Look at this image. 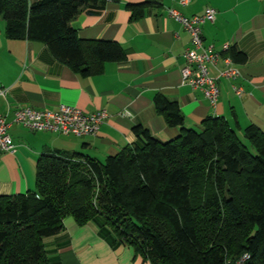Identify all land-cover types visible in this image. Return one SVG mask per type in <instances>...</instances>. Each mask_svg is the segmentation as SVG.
Instances as JSON below:
<instances>
[{"label": "trees", "instance_id": "obj_1", "mask_svg": "<svg viewBox=\"0 0 264 264\" xmlns=\"http://www.w3.org/2000/svg\"><path fill=\"white\" fill-rule=\"evenodd\" d=\"M108 1L118 0H0L4 34L42 41L72 70L97 73L124 51L79 38L72 22ZM150 3L127 4L132 19ZM224 54L236 63L246 57L231 45ZM154 104L180 127L177 137L160 142L135 125L133 143L104 162L75 152L38 156L34 188L0 196V264H50L43 239L66 216L79 224L101 217L150 264H227L243 253L245 264H264V132L250 124L241 138L222 116L186 128L176 101L157 94Z\"/></svg>", "mask_w": 264, "mask_h": 264}, {"label": "crops", "instance_id": "obj_2", "mask_svg": "<svg viewBox=\"0 0 264 264\" xmlns=\"http://www.w3.org/2000/svg\"><path fill=\"white\" fill-rule=\"evenodd\" d=\"M150 1L139 19H132L129 3ZM118 0L106 2L98 13L80 12L73 19L77 36L112 40L124 51L119 61H107L93 74L72 70L59 61L42 41L12 39L4 34L0 17V116L12 120L20 107L55 109L66 104L108 116L94 135H62L31 130L12 122L8 133L13 152L0 153V196L22 194L34 188L36 161L45 151L79 153L104 162L135 140L132 128L141 125L160 142L177 137L179 126L168 125L154 104L159 94L176 101L183 126L199 130L207 116H222L243 137V129L256 125L264 132V9L263 0ZM215 8L212 22L202 24L205 45L224 53L229 42L245 59L235 62L240 74L220 78L213 107L200 90L181 82L183 51L191 47L187 30L168 14L174 8L187 17ZM214 73V70H210ZM234 86L241 88L235 92ZM127 110L130 115L120 112ZM64 228L45 237L50 264H150L120 241L101 217L77 223L63 219Z\"/></svg>", "mask_w": 264, "mask_h": 264}, {"label": "built area", "instance_id": "obj_3", "mask_svg": "<svg viewBox=\"0 0 264 264\" xmlns=\"http://www.w3.org/2000/svg\"><path fill=\"white\" fill-rule=\"evenodd\" d=\"M188 1L180 0L179 3L186 5ZM215 13V8L208 7L203 14L187 17L174 8L168 9V14L187 30L191 41V47L186 48L182 53L184 64L180 68L181 82L194 90H200L213 107L219 96V79H235L240 74L231 56L218 52L212 45H205L203 42L202 24L205 21L212 22ZM229 46V42L224 43V52L228 50ZM211 69L214 70V73L210 72ZM233 88L237 94L242 91L240 87L234 86ZM5 93L6 89H0L1 95H5ZM120 113L130 115L127 110ZM107 116L108 113L105 109L84 112L66 104H60L55 109L20 107L14 111L12 120H6L4 116H0V153L15 150L8 133L12 122L19 123L31 130L80 137L94 135ZM248 258L249 255L243 253L234 261H227V264H245Z\"/></svg>", "mask_w": 264, "mask_h": 264}, {"label": "rangeland", "instance_id": "obj_4", "mask_svg": "<svg viewBox=\"0 0 264 264\" xmlns=\"http://www.w3.org/2000/svg\"><path fill=\"white\" fill-rule=\"evenodd\" d=\"M1 17V16H0ZM2 18V17H1ZM250 151L254 152V150L252 149V147L248 146Z\"/></svg>", "mask_w": 264, "mask_h": 264}]
</instances>
